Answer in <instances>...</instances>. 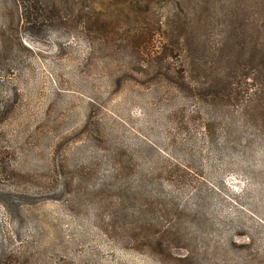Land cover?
<instances>
[{
  "label": "rangeland",
  "instance_id": "obj_1",
  "mask_svg": "<svg viewBox=\"0 0 264 264\" xmlns=\"http://www.w3.org/2000/svg\"><path fill=\"white\" fill-rule=\"evenodd\" d=\"M232 24L264 57V0H0V264H264V82L191 68Z\"/></svg>",
  "mask_w": 264,
  "mask_h": 264
},
{
  "label": "trees",
  "instance_id": "obj_2",
  "mask_svg": "<svg viewBox=\"0 0 264 264\" xmlns=\"http://www.w3.org/2000/svg\"><path fill=\"white\" fill-rule=\"evenodd\" d=\"M243 26L244 27L240 29V27H237L235 24L231 25L230 34L227 36V40L222 43L220 47L210 51L213 56V61H211L210 64L202 63L200 61L199 63H193L191 68H195V75H202V79H193V81L195 80L196 83L199 82V87H203V92L199 93L200 98L205 99L207 95L211 96V102L214 105H220V100L223 98L225 99V97L228 98L230 102H243V109L245 112H241V116L237 117L242 119L251 118L255 121H259V113H251L259 107L258 100L254 99L256 93L253 94L250 88H246L243 91H236L234 90V86L236 85L233 86L235 83L233 80L235 78H237L238 81L243 80L242 82L244 83L246 80L248 82L250 78L257 82H264V57L257 54V45H254L249 50L245 47L246 37L244 32H249L252 28L250 29L248 24H244ZM244 29L247 31H244ZM254 32H256L257 37H259L260 31L256 27H253V32L250 33ZM233 60H235L233 64L238 65L239 68L234 67L231 62ZM228 63L231 64L232 67H229ZM222 64L226 67V70L228 69L226 75H222L219 72V69H217L215 71L214 80L211 83H208L206 79L209 77L210 73L207 70L211 65L214 70V67L219 68ZM226 64L228 66H226ZM247 68L249 71L252 69L254 74L249 73ZM238 70H240V76L238 75ZM183 79H185V81L190 79L188 71L184 72ZM205 89H207L206 93L204 92ZM259 122H261V120Z\"/></svg>",
  "mask_w": 264,
  "mask_h": 264
}]
</instances>
